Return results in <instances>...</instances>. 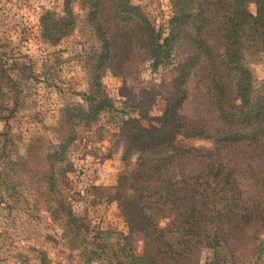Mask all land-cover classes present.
<instances>
[{
  "label": "trees",
  "instance_id": "obj_1",
  "mask_svg": "<svg viewBox=\"0 0 264 264\" xmlns=\"http://www.w3.org/2000/svg\"><path fill=\"white\" fill-rule=\"evenodd\" d=\"M169 3L166 31L157 28L132 0H62L59 11L44 9L38 18L39 35L47 45L55 46L74 31L78 19L75 5L91 29L98 46L84 55L88 88L79 94V102L61 109L56 142L48 140L44 148L30 144L24 156L13 160L7 152L10 139L0 133V164L15 176L25 174L36 194L47 192L54 203L48 211L63 236L82 241L89 225L84 217L72 213L66 197L58 192L57 179L64 178V171L56 164L66 159L67 148L77 137L76 126L90 127L101 113L113 110L101 83L105 70L124 77L137 73L143 65L151 71L169 68L161 115L153 124H136L124 135L121 159L125 164H131L132 157L135 161L102 195L116 204L128 231L142 234L143 250L135 255L121 248L120 258L114 252L112 255L117 264H199L201 250L206 248L212 256L205 264H233L232 248L236 251L248 241L254 243L257 258H261L264 168L252 175L257 200L247 205L232 172L210 157L232 149L264 156V80L256 88L245 61L249 50L264 53V0ZM11 69L13 65H0V81H5L17 103L22 90L10 77ZM193 77L203 85L208 108L216 118L212 131L180 113L188 97L187 83ZM191 139H210L213 146L204 150L181 144ZM189 157L210 160L187 178L164 176L174 162ZM6 184L11 185L7 190L14 189L13 180ZM165 212L174 215V230L159 222ZM110 235L99 232L93 239ZM102 247L105 244L95 242L91 255H98Z\"/></svg>",
  "mask_w": 264,
  "mask_h": 264
},
{
  "label": "rangeland",
  "instance_id": "obj_2",
  "mask_svg": "<svg viewBox=\"0 0 264 264\" xmlns=\"http://www.w3.org/2000/svg\"><path fill=\"white\" fill-rule=\"evenodd\" d=\"M140 6L155 26L166 31L171 13L169 0H132ZM62 0H0V65L11 67L8 73L22 90L17 103L1 83L0 133L10 139L7 152L13 160L24 156L27 146L44 148V142L56 138L57 120L63 107L79 102L80 93L88 88L84 55L97 48L91 29L78 14L74 31L55 46L44 43L39 35L38 18L44 9L60 10ZM253 85L258 88L264 80V53L245 52ZM169 68L151 71L147 65L127 76L114 75L109 69L101 83L113 102V110L100 114L90 127L76 126V139L68 146L66 159L58 164L64 171L57 179L58 192L70 204L72 213L84 217L89 233L83 240L73 242L70 235L52 218L53 198L46 193H35L33 183L25 175H14L4 163L0 164V264H117L116 257L125 251L140 255L142 234L128 231L113 202L105 201L106 190L116 184L118 176L132 169L121 159L124 135L136 124H153L164 108ZM22 73H20V72ZM188 97L180 111L185 119L205 125L210 131L217 126L208 108L203 85L197 77L188 83ZM37 137H40L36 140ZM36 141V143H35ZM56 142V141H54ZM185 147L209 150L210 139L182 141ZM211 160L224 164L236 178L245 204L257 200V189L252 180L254 172L264 168V156L240 149L212 153ZM209 158L189 157L174 162L164 173L166 178H187L201 171ZM31 166V164L29 165ZM15 167L14 170H18ZM14 181L13 190L6 182ZM159 222L174 230V215L165 212ZM110 232L104 239H93L99 232ZM101 242L98 255H91L93 244ZM264 241V239H263ZM233 264H264V253L257 258L254 243L248 241L232 248ZM116 254L115 256L112 253ZM212 251L202 249L199 264H205ZM120 258V256H119Z\"/></svg>",
  "mask_w": 264,
  "mask_h": 264
}]
</instances>
